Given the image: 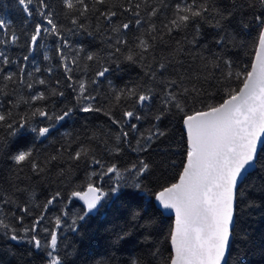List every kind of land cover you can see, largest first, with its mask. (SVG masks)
<instances>
[{"label": "snow or ice", "instance_id": "6c2138e0", "mask_svg": "<svg viewBox=\"0 0 264 264\" xmlns=\"http://www.w3.org/2000/svg\"><path fill=\"white\" fill-rule=\"evenodd\" d=\"M16 5L26 18H40L26 36L28 52L36 50L42 36L56 38L63 87L71 90L75 104L59 111L54 103L49 107L52 99L65 97L61 80L37 76L41 68L35 64L32 71H26V63L8 70L19 60L0 50V154L17 169L3 180L6 187L0 186L3 236L17 242L27 238L34 249H48L46 264H65L59 251L61 215L51 218L53 227L42 229L47 241L42 244L35 235L64 192L56 190L36 205L40 212L30 227L17 230L12 223L23 225L24 217L32 214L29 202L35 194L20 185L47 178L51 166L63 159L68 168L59 167L56 177L61 184L67 181L68 202L76 198L86 209L72 219L74 230L102 201L115 202L131 192L173 219L164 233L168 254L153 246L147 258L137 257L130 264H228L244 195L240 185L257 174L264 180V0H58L56 6L48 0L36 5L34 0H16ZM11 27L10 19L0 17V46L20 40ZM206 31L212 33L211 40L202 42ZM253 31L251 59L240 66L232 50L249 47L242 37ZM77 35L98 40L99 48L73 44L70 37ZM43 59L50 57L45 53ZM125 65L138 68L139 74L116 87L108 77L124 71ZM45 71L51 75L54 68ZM102 81L108 84L106 91H101ZM104 101L110 107L101 106ZM77 110L103 113L118 131H93L83 141L73 138L43 160L33 146L19 145L28 135L46 139L54 122ZM149 117L153 122L141 131L136 122ZM168 118L181 126L184 158L173 180L157 179V187L149 190L144 183L148 177L177 167L170 131L160 126ZM126 148L138 155L121 165L118 158ZM153 150L158 159L147 158ZM73 163L85 168L84 180L75 185L69 175ZM25 165L31 177L21 175ZM105 177L110 178L107 189L100 184ZM260 189L264 191V183ZM26 192L28 199H18ZM133 217L141 218L136 212ZM126 236L122 230L116 242Z\"/></svg>", "mask_w": 264, "mask_h": 264}, {"label": "trees", "instance_id": "16d2710c", "mask_svg": "<svg viewBox=\"0 0 264 264\" xmlns=\"http://www.w3.org/2000/svg\"><path fill=\"white\" fill-rule=\"evenodd\" d=\"M48 2L53 6L58 4V0H48ZM36 3L37 0H34V5ZM0 17L10 19L12 22L11 31H15L20 36V40L16 45L0 46V50L7 51L13 60H19V64L8 66V70L17 71L20 65L26 63V71H32L34 64L38 65L41 68V72L36 74L37 76L50 81L60 79L62 90L65 91V97L52 99L49 102V107L54 103L57 111H59L60 109L74 106L73 93L70 89L63 87V71L60 67V59L55 53L58 43L56 38L44 35L34 52L27 51L26 36L31 33L34 23L39 22L40 18L35 14L32 18H26L16 5V0H0ZM254 36L255 31L251 35L245 34L242 37L243 40L249 42V47L232 50V58L238 65L243 66L250 61L253 47L251 40ZM211 37L212 33L206 31L202 42L210 41ZM0 38L3 37L0 36ZM70 39L73 44L83 42L86 47L92 49H98L100 46L98 40L93 41L81 35L70 37ZM45 53L50 57L48 61L43 59ZM23 55H28L30 57L29 61H23ZM50 66L54 68L51 75L45 71ZM138 74V68L125 65L124 71L114 72L108 78L112 80L116 87H123L126 82L135 79ZM107 89V82L102 81L101 91H106ZM21 94L26 95L27 90H23ZM218 99L219 97H216V100ZM130 105L131 102L129 101ZM101 106L110 107L106 101ZM155 107L156 102L154 101L153 110ZM19 110L24 111V106L21 105ZM111 110L119 115L116 108H111ZM137 110L141 111L142 114L148 111L147 109ZM152 122L151 117H149L146 121L136 123L140 125V129L143 131ZM54 123L57 127L51 130L46 139L37 138L33 140L32 135H28L19 141V145L33 146L36 149L37 158L43 160L47 156L56 154L61 145L71 142L73 138L83 141L93 131L103 129H111L113 133L118 131L115 126L110 124L108 117L103 115V113H82L77 110L65 121ZM160 126L170 131L169 139L177 148L176 153L172 157L176 161L177 167L163 175L157 171L153 176L148 177L144 183L149 190L157 187L155 183L157 179L160 182L173 180L184 158L181 126L172 118L165 119ZM135 135V133H132L131 138H134ZM137 155L126 148L123 155L118 159L121 165H126L129 161L135 160ZM147 158L158 159L155 150L148 154ZM59 167H65L66 170L68 168L62 159L51 166L52 170L47 178L28 179L20 185L33 192L35 199L29 202L32 214L24 217L23 225L12 221L17 230H20L23 226L30 227L33 217L40 212L36 205H42L51 193L61 190L64 192V198L50 206L47 218L41 223L40 229L35 235L41 239L42 244L47 241L48 236L42 229L44 227H53L54 221L51 218L61 215L63 223L58 230L60 237L59 251L65 260V264H130V261L137 257L147 258V253L153 246L159 247L165 255L168 254L170 246L164 240V233L172 223L173 217L166 214L161 215V210L155 207L152 201L131 192L115 202L111 199L104 200L98 212L90 214L83 221H78L74 230L72 219L78 214H82L86 209L76 198L68 202L67 194L70 189L67 187V181L61 184L56 177V171ZM10 170L17 171L15 165L5 159L3 154H0V186L6 187L2 182L10 175ZM21 175L24 177L32 176L26 165ZM69 175L73 185L81 183L85 178L83 164L73 163ZM109 183V177H105L100 182L105 189H107ZM262 183H264V180H261L257 174L248 177L240 185L244 195L239 202L228 264H264V191L260 189ZM18 199H28L27 192L24 196L18 197ZM64 210L68 212L67 216L62 215ZM134 212L138 213L141 218L135 219L133 217ZM17 215H23V213L17 211ZM149 220L151 223H148ZM122 230L127 233V236L122 241L116 242V235L121 233ZM2 233L3 229H0V264H46V252L48 251L46 247L36 250L28 242L27 238L19 242L11 241L6 239ZM20 234L23 235L22 232Z\"/></svg>", "mask_w": 264, "mask_h": 264}, {"label": "water", "instance_id": "95a60500", "mask_svg": "<svg viewBox=\"0 0 264 264\" xmlns=\"http://www.w3.org/2000/svg\"><path fill=\"white\" fill-rule=\"evenodd\" d=\"M55 127H57V126H55ZM242 184V183H241ZM78 200V199H77ZM80 203H82L83 204V202L82 201H80V200H78ZM102 203H103V201H102ZM102 203H101V205H99L98 206V208L96 209V210H93V212L91 213V214H96L97 212H98V210L100 209V207L102 206ZM166 215H168L167 213H165ZM168 216H170V215H168ZM232 241H233V238H232V240H231V243H230V251H231V246H232ZM230 255V254H229ZM228 259H229V256H228Z\"/></svg>", "mask_w": 264, "mask_h": 264}]
</instances>
